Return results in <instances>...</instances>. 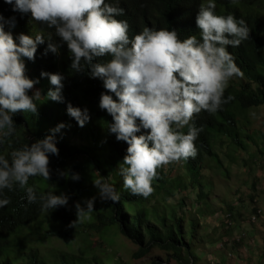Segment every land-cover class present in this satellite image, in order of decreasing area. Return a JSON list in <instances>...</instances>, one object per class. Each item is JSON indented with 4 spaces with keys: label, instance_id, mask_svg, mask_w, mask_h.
<instances>
[{
    "label": "clouds",
    "instance_id": "obj_1",
    "mask_svg": "<svg viewBox=\"0 0 264 264\" xmlns=\"http://www.w3.org/2000/svg\"><path fill=\"white\" fill-rule=\"evenodd\" d=\"M253 1L259 2L252 0L250 5ZM4 2L14 12L30 13L35 21L54 28L55 36L71 54L73 72L87 69L90 77L101 79L108 91L100 93L98 107L112 117L107 131L127 144L118 166L123 187L132 194L149 196L157 168L195 157L194 141L202 129L192 122L193 114L201 110L214 113L232 99L231 95L224 96V90L229 79L239 75L240 70L228 46H239L248 39L250 29L244 19L231 13L216 14L215 0H205L198 6L195 24L200 30L199 38L190 35L183 39L175 29L148 26L129 36L128 22L116 18L124 12L118 0ZM15 22V16H0V144L16 130L13 114L36 113L34 98L40 96L38 90L31 96L28 94L37 81L25 75L22 58L32 60L45 35L19 33L14 42L11 31H5L4 25L12 28ZM47 50L57 53L58 45L48 43ZM99 57L107 59L97 60ZM40 76H47L54 86L47 91V98L62 102L63 75L42 71ZM66 112L81 127L90 118L87 108L71 103L67 104ZM185 126L186 132L181 130ZM64 127L63 122L58 123L43 138L24 143L7 156L0 153V207L10 203L4 189L11 191L14 186L24 189L29 203L38 200L46 212L67 205L69 196L65 193L48 191L38 195L28 183L29 177L37 175L48 180L49 154L57 155L59 151L54 134ZM70 178L78 180L80 176L73 172ZM92 183L96 195L74 202L76 219L70 222L71 227L94 211L97 197L112 202L120 198L115 186L103 176H97Z\"/></svg>",
    "mask_w": 264,
    "mask_h": 264
},
{
    "label": "rangeland",
    "instance_id": "obj_2",
    "mask_svg": "<svg viewBox=\"0 0 264 264\" xmlns=\"http://www.w3.org/2000/svg\"><path fill=\"white\" fill-rule=\"evenodd\" d=\"M258 1H253L250 5L253 7L240 6L238 10L251 14L256 12L264 33V0ZM4 29L11 31L14 42H17L15 37L19 33L34 35L39 32L32 24L23 30L9 28L5 24ZM44 35V43L41 44H55L52 37ZM25 72L30 74L31 69L26 68ZM246 82L248 79L243 75H234L227 87L233 84L241 88ZM50 85L48 78L37 82L30 89V94L38 90L41 97L42 90ZM256 88V84L250 83L251 93L256 94ZM77 97L81 109L87 108L90 117L82 128L79 127L80 130L67 114L66 106L53 100H44L47 102L44 109L32 119L45 121L44 124L47 122V131L58 123L65 125L54 135L69 148L72 161L82 168L84 177L82 198L72 199L63 191L69 196L64 207L75 219L74 202L94 196L97 191L92 183L98 176L93 165L97 161L89 162L88 158L95 156L103 161L107 156L99 149L94 152L95 142H102L101 137L98 141L92 139L104 130L101 117L89 109L81 96ZM26 113L23 112L24 115ZM233 113L236 122L231 132L213 131V155L204 154L198 165L193 164L194 157L164 164L159 167L161 180L156 182L154 177L152 181L153 191L145 205L149 210L150 226L155 228V232L164 226L170 229L175 224L178 226H175L179 230L178 239L184 245L179 258L157 247L150 249L146 256L135 257L138 245L126 239L116 226H108L102 232L91 230L89 225L96 220L98 213H105L104 201L98 197L94 211L83 222H78L77 231L66 237L68 241L57 237L43 239L42 231L36 234L21 231L13 237L26 238V245L22 248L26 251L24 254L36 252L47 264H57L61 259L75 264H184L187 260L188 264H264V232L259 229L264 228V219L262 221L258 217L260 213L256 221L250 219L259 208L261 216L264 215V105ZM87 125L93 129L91 138L86 134ZM24 135L29 137L28 133ZM108 162L107 159L106 164ZM119 181L123 186L122 178ZM162 183L164 189L159 190ZM228 213H231L232 221L225 219ZM24 234L26 237H22ZM186 251L192 253L190 260ZM21 253V249L13 247V254L0 264H24L26 260L22 259Z\"/></svg>",
    "mask_w": 264,
    "mask_h": 264
},
{
    "label": "trees",
    "instance_id": "obj_3",
    "mask_svg": "<svg viewBox=\"0 0 264 264\" xmlns=\"http://www.w3.org/2000/svg\"><path fill=\"white\" fill-rule=\"evenodd\" d=\"M111 2H115V0H111ZM204 2L205 0H118V6L123 8L124 12L116 18L128 22L129 36L139 32L144 26H148L156 27L157 29H175L180 39L190 35H196L199 38L200 30L196 27L195 17L198 12V6ZM215 3L216 14L227 15L231 13L237 18L244 19L250 29L248 39L243 40L239 46H228V51L233 56L234 62L240 70L239 75L246 77L248 82L241 88L233 86V84L226 87L224 96L231 95L232 99L228 103L223 104L216 112L208 113L205 110H201L199 113L193 114L192 122L202 129L194 141L197 154L192 162L195 165L202 161L204 154L213 155L211 151L213 131L226 133L233 130L236 122L233 112L236 111V114H239L242 110L250 107L264 105V37L262 36L261 19H259L256 12L251 14L238 10L240 8L238 5L247 8L252 3V0H215ZM216 9L220 10V12ZM0 16L4 18L15 16L16 22L13 28L20 30L32 24L39 32L51 36L55 44L58 45V52L53 53L47 50V44H38L32 60L23 57L25 69H31V73L25 72V75L30 79L41 82L47 79V76H40L42 71L62 74L64 77L61 90L63 101L58 103L65 106L71 103V105L81 108V103L77 97L79 95L89 109L95 111L96 115L102 119L104 130L101 134L97 133L92 139L98 141V137L102 138V142H95L98 147L95 146L94 152L99 149L107 156L103 158V161L95 156L89 157L88 161H97L96 163L93 162L95 172L98 176H103L115 186L120 198L117 202L104 201L105 213H98L99 215H97L94 222L90 223L89 228L96 232H102L108 226H116L126 239L138 245L135 257L146 256L150 249L157 247L163 251L170 252L172 257L179 258L184 245L178 239L179 230L175 229L177 225L175 224L171 229L164 226L162 230L155 232V228L150 226L149 210L145 206L149 196L144 197L139 194H132L119 181L121 176L118 162L122 161L123 156L126 154L127 144L124 141H118L115 138V134H110L107 131V124L112 122V117L106 110L98 107L100 93L108 91L103 87L101 79L90 77L87 74V69L80 73L73 72L70 67L71 54L68 52L66 44L60 42V38L55 36L54 28H49L46 24L35 21L31 18L30 13L14 12L10 5L6 4L4 0H0ZM104 59H107V57L97 58V60L101 61ZM250 83L256 84V94L250 92ZM53 87V85H50L47 89L44 88L42 96L34 98V103L37 104L36 113L27 112L24 115L22 111H17L13 114L12 119L16 125V130L13 135L6 138L3 144H0V153L7 156L11 150L21 147L24 143L30 144L35 139L43 138L45 135L50 134L46 130L48 128L47 122L44 124L45 121L38 122L36 119H32L36 117L35 115L39 111L41 112L44 109L43 105L47 104L44 100H51L47 98L46 93ZM28 94L31 96L30 90ZM113 99H116L114 94ZM71 119L76 128H79L80 126L76 125L77 121L73 117ZM46 126L47 128H45ZM91 127L88 125L85 127V130H87L86 134L90 138L93 135ZM226 127L229 129H226ZM80 128L77 130H80ZM181 130L186 132L187 127L185 126ZM141 131L146 130L141 129ZM24 133H28L29 137H26ZM61 140V138H56L58 154H49L50 176L48 180L37 175L29 177L28 183L34 186L38 195L48 191H53L54 194H60L64 191L72 199H80L84 192L82 168L72 161V153L65 144L61 143ZM107 159L109 162L106 164ZM156 171L158 174L155 180L158 182L161 180L159 175H162V173L160 168H157ZM61 172L64 175H61ZM73 172L79 174L80 178L78 180L70 178ZM163 186L164 183L159 185V190ZM4 195L9 198L10 203L0 207V261H3V263L8 260L7 257L13 254V247L16 246L21 249L22 259L26 260L24 264H47L38 257L36 252H30L25 255L24 252L26 251L22 250V248L26 245V238L15 239L13 235L16 233L21 231L25 233L27 231L28 233L36 234V232L42 231L43 239L57 237L68 241L66 237L70 233L77 231L78 223L74 227L70 226V222L75 220V218L71 211L64 206H58L50 212H46L41 209L38 200L29 203L24 189L15 186L11 191L4 189ZM228 215L227 221H232L231 213H228ZM174 219L175 221L177 220L176 218ZM60 225L64 228L60 227ZM69 229L70 232L67 233ZM22 237H26V234ZM190 253L186 251L189 260L192 254ZM57 264L75 263L61 259ZM184 264H188V260Z\"/></svg>",
    "mask_w": 264,
    "mask_h": 264
},
{
    "label": "built area",
    "instance_id": "obj_4",
    "mask_svg": "<svg viewBox=\"0 0 264 264\" xmlns=\"http://www.w3.org/2000/svg\"><path fill=\"white\" fill-rule=\"evenodd\" d=\"M258 213H260V215H259V216H258ZM257 216H258V217H260V216H261V211H260V210H259L258 212H256V214H253V215L251 216V218H250V219H251V221H256V220H257V218H258ZM228 218H229V215H226V216H225V219L227 220Z\"/></svg>",
    "mask_w": 264,
    "mask_h": 264
},
{
    "label": "crops",
    "instance_id": "obj_5",
    "mask_svg": "<svg viewBox=\"0 0 264 264\" xmlns=\"http://www.w3.org/2000/svg\"><path fill=\"white\" fill-rule=\"evenodd\" d=\"M261 208H259V210H260ZM261 220L262 219H264V215H262L261 217H259ZM263 221V220H262ZM258 229V228H257ZM259 229L261 230V231H263L264 232V228H262V227H259ZM254 230V229H253ZM239 239V238H238Z\"/></svg>",
    "mask_w": 264,
    "mask_h": 264
}]
</instances>
